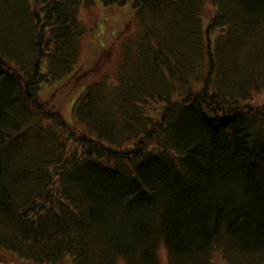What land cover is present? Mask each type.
Here are the masks:
<instances>
[{
    "label": "trees",
    "instance_id": "1",
    "mask_svg": "<svg viewBox=\"0 0 264 264\" xmlns=\"http://www.w3.org/2000/svg\"><path fill=\"white\" fill-rule=\"evenodd\" d=\"M18 1L32 34H0V249L21 264H161L163 243L170 264L217 249L264 264V103L248 102L254 65L264 86V0H99L130 4L139 28L114 82L76 99L83 130L38 90L76 72L84 0Z\"/></svg>",
    "mask_w": 264,
    "mask_h": 264
},
{
    "label": "rangeland",
    "instance_id": "2",
    "mask_svg": "<svg viewBox=\"0 0 264 264\" xmlns=\"http://www.w3.org/2000/svg\"><path fill=\"white\" fill-rule=\"evenodd\" d=\"M24 10L18 0H0V34L3 33L5 27L15 33L14 29L20 24L19 15ZM214 10L215 6L209 1H205L203 16H205L206 22ZM79 17L83 28L80 37L83 36L84 39L81 56L74 66L76 72L73 73L71 78L63 81L43 82L38 93L41 99L61 112L69 123L83 130L84 127L75 119L73 114L76 99L88 83L107 76L105 75L107 73H113L107 77L109 78L108 81L114 82V73L122 55V44L125 43L127 37L137 32L139 23L130 4L104 6L99 0H88V3L84 0L79 9ZM31 34L30 26L20 27L18 25V34L12 39L9 38V40L16 42L15 46H19L20 41L25 42ZM6 39L8 40L7 37L0 35V42H6ZM33 53L32 50L28 49L25 53L27 55L26 61L31 59ZM256 60L262 61L263 59L256 57L253 61ZM254 68L258 69L254 70L256 87L251 88V97L248 102L261 104L264 103V86L262 88L257 86L259 85L257 79H261V75H259L258 66L254 65ZM247 69H250V67H247ZM42 70L47 72L45 64ZM147 107H150L151 114L158 116L156 115V110H159L158 105L150 104ZM157 252L161 264H170L169 253L163 243L159 245ZM0 259L1 264H21L18 257L1 249ZM188 260L187 264H194L190 257H188ZM210 261L200 264H237L238 258L236 259L234 254L226 257L222 249H217L211 256ZM56 264H73V262L70 257H66Z\"/></svg>",
    "mask_w": 264,
    "mask_h": 264
}]
</instances>
